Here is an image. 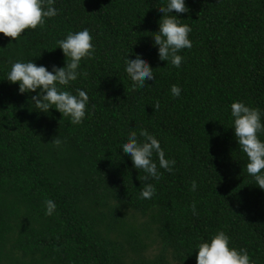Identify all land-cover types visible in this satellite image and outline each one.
Listing matches in <instances>:
<instances>
[{"label": "trees", "instance_id": "obj_1", "mask_svg": "<svg viewBox=\"0 0 264 264\" xmlns=\"http://www.w3.org/2000/svg\"><path fill=\"white\" fill-rule=\"evenodd\" d=\"M186 4L179 16L192 47L179 53L180 68L159 59L152 39L166 0H56L59 14L18 43L0 34V264H197L196 245L220 230L264 264V189L247 173L231 121L238 100L264 113V0ZM84 28L96 52L68 87L90 98L74 125L55 109L38 112V92L21 95L6 78L18 60L65 66L57 41ZM136 54L156 78L132 90L125 59ZM141 129L176 161L148 181L151 199L140 198L145 173L120 149ZM46 199L57 204L52 216Z\"/></svg>", "mask_w": 264, "mask_h": 264}, {"label": "clouds", "instance_id": "obj_2", "mask_svg": "<svg viewBox=\"0 0 264 264\" xmlns=\"http://www.w3.org/2000/svg\"><path fill=\"white\" fill-rule=\"evenodd\" d=\"M56 0H0V34L19 42V38L27 30L43 27L48 19L59 14L55 7ZM163 14L159 23V31L152 35L154 46H158L161 61L172 67L180 68L185 57L179 53L183 49L192 47L190 33L191 25L182 23L179 14L187 13L186 0H166V5L159 7ZM173 12L177 13L173 15ZM95 37L91 30L84 28L76 32H69L65 38L57 41L59 49L66 57L63 67L52 65L51 70L45 65H37L34 60H18L11 65L6 80L19 85V94L37 93L31 96L38 112L49 113L55 109L63 117L67 116L74 125L82 124L88 115L90 98L88 93L77 88L75 94L68 87L82 75V61L95 58ZM56 48V49H57ZM42 55V54H41ZM40 55V56H41ZM125 72L132 81L131 89L144 88L147 82L156 78L155 71L147 58L136 54L125 59ZM173 97L179 98L182 88L173 84L170 89ZM94 107V105H93ZM155 113L160 110V102L152 105ZM262 110L253 108L244 101H234L231 104V121L239 151L248 159L247 173L253 177L255 185L264 189V120ZM142 138V139H141ZM58 149L65 141L56 137L53 142ZM127 154L137 170H143L142 187L139 189L140 198L151 199L157 189L151 179L159 181L163 173L160 169L171 173L176 165L175 159L166 158L165 150L160 140L147 129H141L139 134L131 130L127 140L120 148ZM158 160V163H157ZM197 182L192 181L191 191L197 190ZM45 215L52 216L56 212L57 204L52 199L44 201ZM192 213L197 214L196 204L191 205ZM197 264H255L247 249L232 245L230 236L223 230L217 231L208 240L196 245Z\"/></svg>", "mask_w": 264, "mask_h": 264}]
</instances>
